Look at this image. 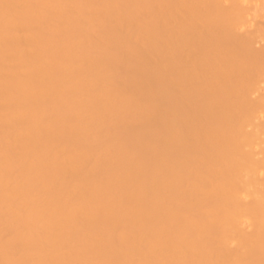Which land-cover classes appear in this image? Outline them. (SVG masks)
<instances>
[{
    "label": "bare ground",
    "instance_id": "bare-ground-1",
    "mask_svg": "<svg viewBox=\"0 0 264 264\" xmlns=\"http://www.w3.org/2000/svg\"><path fill=\"white\" fill-rule=\"evenodd\" d=\"M0 264H264V0H0Z\"/></svg>",
    "mask_w": 264,
    "mask_h": 264
}]
</instances>
